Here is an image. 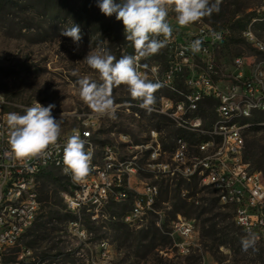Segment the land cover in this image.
I'll return each mask as SVG.
<instances>
[{
  "label": "rangeland",
  "instance_id": "374dc122",
  "mask_svg": "<svg viewBox=\"0 0 264 264\" xmlns=\"http://www.w3.org/2000/svg\"><path fill=\"white\" fill-rule=\"evenodd\" d=\"M14 2L15 5L7 11V16L0 17V97L6 103V112H22L23 107L31 106L35 101L43 106L55 104L52 115L61 119V136H68L69 133L82 129L84 121H96L98 117L93 142L97 147V163L101 165L103 147L112 145L118 149L120 159L132 160L136 157L139 164L145 166L151 152L145 148L152 144L151 133L155 131L158 133V141L167 148L166 152H174L170 136L180 127L166 116L155 111L148 113L139 108L137 105L140 102L131 98L126 86L113 89L115 103L119 105L116 119L97 115L79 96V78L87 75L99 82L98 74L83 61L90 48H107L117 59L123 55L135 54L134 48L125 39L122 22L117 21L115 15L107 17L102 14L97 6L98 0ZM210 3H215V0H210ZM55 7L60 8V18L51 17V11ZM175 15L170 11L167 19L173 32L178 35H193L203 26L229 31L228 37L216 53V82H223L225 85L230 80L234 72V60L238 57L244 58L249 68L264 60V55L243 37L244 30L250 31L258 46L261 44L264 49V0H220L218 12L184 27L176 23ZM248 17L251 21L241 27L238 21ZM71 24L79 25L83 35L82 44L76 51L71 38L60 35V29ZM259 49L262 50L260 46ZM170 61V50L165 47L158 54L142 59L140 64L144 67L146 65L145 68L158 66L159 77L162 79ZM198 62L197 58L196 63ZM145 76L152 80L148 71H145ZM154 95L156 103L153 107L157 106L161 96H168L169 93L160 87ZM212 113L205 120L206 127L215 121V113ZM256 114L251 120L252 126L243 132L244 160L254 169L260 168L264 174V118L257 123L255 120L261 114ZM181 131L183 137L179 138L184 139L188 145L190 142L197 143L198 140L211 143L215 141L202 133H196L195 136L187 129ZM147 180L160 187L156 213L146 216L140 226L126 225L130 236L123 237L116 230L124 225V214L130 208L128 203L108 208L105 214L95 211L93 215L83 210L75 215L67 210L69 193H62L67 188L63 175L60 171L49 168L36 179L42 203L41 212L35 224L23 236L19 248L11 252L5 263L264 264L262 242L257 241L255 250L249 248L246 252H238L244 235L235 225L230 210L220 202L219 209L195 220V246L190 255L179 256L175 240L169 236V231L170 224L175 219V188L180 180L155 176H147ZM144 183V175L137 178V184L133 181L134 186ZM212 192L214 191L210 186L199 182L193 200L198 205H209L208 208H211L212 201L218 198ZM183 193L187 194V191L183 189ZM94 210L97 209L88 211ZM73 222H78L80 226H70ZM214 225H217V230L229 233L230 238L227 239L223 234L211 236L210 231ZM204 231L208 236L203 238ZM166 235L168 238H164ZM232 238H236L239 243L235 245ZM23 252L25 256L21 261ZM199 258L201 261L197 262Z\"/></svg>",
  "mask_w": 264,
  "mask_h": 264
},
{
  "label": "built area",
  "instance_id": "2783aa9c",
  "mask_svg": "<svg viewBox=\"0 0 264 264\" xmlns=\"http://www.w3.org/2000/svg\"><path fill=\"white\" fill-rule=\"evenodd\" d=\"M229 35L227 29H216L203 26L193 35H178L173 32L172 41L166 46L171 53V61L164 78H160V68H145L140 64L139 71L159 83L168 91V96H161L157 106L165 113H173V119L180 120L181 130L193 128V134L202 128H210L215 134V141L202 144V140L189 145H177L176 154H166L163 144L158 141V133H151L152 144L145 148L151 150L146 167H139L134 157L132 160L119 158L117 148L106 145L104 165L94 167L96 149H91V138L81 135L87 141L85 150L92 155L91 170L79 182H74L70 175L60 171L69 186V209L83 208L89 198L98 199V209L84 211L93 214L102 211L105 214L114 201L127 200L134 204V211L124 214L123 223L127 226H140L151 213H156L160 187L149 183L147 176L171 178L191 182L196 178L201 185L210 184L216 196L231 200L233 220H239L245 229H250L258 242L264 243V174L255 170L244 160L245 143H241L240 133L244 127L222 129L221 120L212 122L206 127L205 120L198 115L202 104L214 100V110L231 112L237 109H252L253 105H264V60L252 68L246 66L244 58L234 60V72L224 85L216 82V53ZM244 39L260 50L253 41L252 34H245ZM163 39V37H160ZM200 39V51L193 52L191 43ZM199 62L196 63V59ZM5 101L0 97V264L12 251L19 248L25 233L35 224L42 203L36 188V179L49 170L53 154L62 153L66 138H59L57 144L50 146L46 157H37L29 161H17L7 156L8 128ZM154 144V145H153ZM194 148V151L191 149ZM197 149H208L218 152V159L206 160L197 157ZM27 165V166H26ZM137 175L145 176V183L137 184ZM186 198V194H182ZM189 203L198 206L193 198ZM223 206V205H222ZM195 220H189L178 214L170 224L169 236L175 240V248L179 256L190 255L194 245ZM70 226H79L73 222ZM30 252H27L29 254ZM25 253H21V261ZM8 264H21L11 262Z\"/></svg>",
  "mask_w": 264,
  "mask_h": 264
},
{
  "label": "clouds",
  "instance_id": "9594fccd",
  "mask_svg": "<svg viewBox=\"0 0 264 264\" xmlns=\"http://www.w3.org/2000/svg\"><path fill=\"white\" fill-rule=\"evenodd\" d=\"M219 4L220 0L215 3L210 0H98L97 6L102 14L107 17L115 15L116 20L122 22L125 39L135 54L117 59L107 48H90L83 61L98 74L99 82L87 75L79 78L81 100L97 115L116 119L119 105L115 103L113 89L123 85L131 98L140 102L137 106L151 113L156 103L154 93L161 85L139 71L140 61L158 54L172 41L173 28L167 19L169 12H174L176 23L184 27L218 12ZM60 35L71 38L76 46L74 51L82 44L79 25L61 28ZM201 44L202 41L196 39L190 48L194 53L198 52ZM55 107V104L43 106L35 101L31 106L23 107L22 112L8 113L9 151L6 155L17 161L46 157L49 147L57 144L62 131L61 119L52 115ZM86 143L79 133L74 132L63 145L62 171L74 182L85 178L91 170L92 155L85 150ZM256 243V235L249 231L241 240L242 250H255Z\"/></svg>",
  "mask_w": 264,
  "mask_h": 264
},
{
  "label": "bare ground",
  "instance_id": "6f19581e",
  "mask_svg": "<svg viewBox=\"0 0 264 264\" xmlns=\"http://www.w3.org/2000/svg\"><path fill=\"white\" fill-rule=\"evenodd\" d=\"M245 34H252V33L250 31H247V32H245ZM252 39H253V41H255L253 35H252ZM259 46L262 50H264L263 47L261 46V44H259ZM153 111H155L159 115L164 116V112L162 111L161 106H155ZM263 112H264V105H253L252 109H245V113H244V109H237V110H234L231 112H225L223 110H214V113H215V121L214 122H219V120H221V128L222 129H231L232 127H244V129L240 133V140H241V143H245L244 138H243L244 130L248 129L252 126L251 120H252L254 114L263 113ZM165 116L168 117L170 120H172L175 125L180 127V120L179 119H173V113H165ZM96 118H97L96 119V121H97L98 117H96ZM96 121H93L92 119L84 121L83 122V128L77 129V130L73 131L71 134H73L74 132H77L83 136L93 137V134L96 131L95 130L96 125H97ZM184 129H187V130L193 132V128H184ZM153 133H156V131ZM196 133H202V134L211 136L212 138L215 139V134H211V129L210 130H204L202 128V129H199V131H197ZM71 134L69 133L68 136H70ZM68 136H60V138H67ZM210 143H211L210 141L209 142L208 141H204V142L202 141V144H210ZM177 145H188V144H187V142L184 141V139H177ZM105 147H106V145L103 148H105ZM91 149H97L96 145L93 142V138H91ZM117 151H118V149H117ZM197 152L199 154V156H197V157H206V160L218 159V152H216V151H208V149H197ZM166 154H168V153L166 152ZM171 154H176V147H175L174 152H172ZM102 156H103L102 165H104V151H102ZM62 158H63L62 153L53 154L52 159L50 160L49 168L56 169V168L61 167L63 165ZM146 166H147V164L145 166H142L141 164H139V167H146ZM94 167H101V164L97 163L96 157L94 160ZM139 176L140 175H137V178ZM205 185H208L211 187L210 184H205ZM218 199H219L220 204L223 205V207H231V200L230 199H223V196H218ZM126 203L129 204L130 208L125 214H130L134 211V204H132V202H127V200H117V201L113 202V204H116V205L126 204ZM68 206H69V199H68ZM96 208H98V199L97 198H89L88 203L83 204V208H76V211H71V212L76 215V214L82 213L83 210L88 211L90 209H96ZM230 212L232 213V210H230ZM233 221H234L235 225L238 228H240L243 232H245L247 234L249 231L251 232L250 229H245L243 227L242 223H239V220H233ZM124 224L127 225V223H124ZM79 226H80V224H79Z\"/></svg>",
  "mask_w": 264,
  "mask_h": 264
},
{
  "label": "trees",
  "instance_id": "16d2710c",
  "mask_svg": "<svg viewBox=\"0 0 264 264\" xmlns=\"http://www.w3.org/2000/svg\"><path fill=\"white\" fill-rule=\"evenodd\" d=\"M15 5L14 0H0V17L5 18L7 16V11L11 10L13 8V6ZM46 6H44L45 8ZM47 13V12H46ZM61 12H60V8L55 7L54 9H52L51 11V17L52 18H60ZM251 21V18H244L240 21H238V24L241 25V27L246 26L249 22ZM215 101L214 100H207L205 101L201 108L200 111L198 113L199 116H201L204 120H206V118H209L211 115H213L212 112H214V106H215ZM261 114L260 117H257V119L255 120V122L260 123V121L263 120L264 118V113H259ZM257 115V114H256ZM255 117V116H254ZM254 119V118H253ZM253 121V120H252ZM255 125V123H254ZM179 137H183L182 131L181 130H177L175 132H173L170 136V138L174 141L175 139L179 138ZM185 138V137H184ZM180 139V138H179ZM188 140V139H187ZM189 141V140H188ZM199 141V140H198ZM190 142V141H189ZM165 149H167L166 147H164ZM246 161V160H245ZM255 170L261 171L260 168H255ZM44 173V172H43ZM42 173V174H43ZM198 183L199 181L194 178L191 182H186L183 180H180L177 184H176V188H175V196H174V200H175V204H174V214H175V218L178 214L183 215L185 218L189 219V220H199L201 219L202 216L212 213V211L214 209H219V201L218 198H215L212 201V205L211 208L206 205H195L194 203H189L187 201L188 198H193L195 197V193L194 191L197 190L198 188ZM66 189L62 192V193H69V186H67L66 183ZM183 189H185L187 191L186 194V199L182 197V191ZM191 191V192H190ZM190 192V193H189ZM61 193V194H62ZM212 194H214V192H212ZM116 204H113L112 206L109 207V209H113L115 208ZM113 207V208H112ZM67 208V207H66ZM68 209V208H67ZM98 209V208H96ZM86 211V210H85ZM206 223V221L204 222ZM217 225H214L210 231L211 236L215 237L218 234H223L227 239L230 238V234L226 233V231H219L216 229ZM238 228V227H237ZM238 230H240L244 237L247 235L246 233H244L240 228H238ZM116 232L123 236V237H127L130 236V232L128 230V227L124 224L123 226H120ZM208 236V234L204 231L202 234V237H206ZM164 238H168V235L164 236ZM234 240V244L236 245L237 243H239V241L236 238H232ZM225 243V242H224ZM223 244V243H222ZM221 244V245H222ZM238 252H240L239 250H242V246H240L238 249ZM197 262L201 261V259H197Z\"/></svg>",
  "mask_w": 264,
  "mask_h": 264
}]
</instances>
